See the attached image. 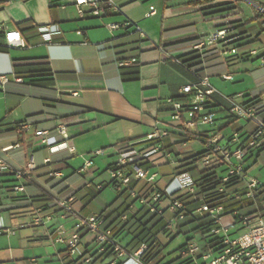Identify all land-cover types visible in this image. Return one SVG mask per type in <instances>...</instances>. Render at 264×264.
I'll use <instances>...</instances> for the list:
<instances>
[{
	"label": "crops",
	"instance_id": "0c3cea01",
	"mask_svg": "<svg viewBox=\"0 0 264 264\" xmlns=\"http://www.w3.org/2000/svg\"><path fill=\"white\" fill-rule=\"evenodd\" d=\"M114 1L116 6L103 15H95L85 7L82 16L73 0H0V74L10 77L0 88L3 102L0 157L15 168H23L31 155L38 156L35 157L38 168L25 182V192L14 190L17 180L12 173H6L0 180V264H83L69 257L66 243L56 241V228L63 224L52 219L44 225H35L34 209L41 208L43 216L53 214V218L66 219L67 227L63 225L66 238L77 226L84 228L87 218L112 211L113 202L94 207L97 196L114 184L111 172L117 168V160L109 157L119 156L129 143L142 146V140L154 128L166 132L163 138L166 157H158L155 164H145L156 175L154 180L148 183L131 176L129 187L135 188L140 196L131 195L127 186L113 185L120 192L119 203L131 204L133 212L145 206L139 197L150 201L154 191L175 190L180 183L174 175L192 176L186 164L204 153L209 138L217 133L226 138L225 128L230 127L227 140L237 131L245 140L254 128L253 123L245 120V124L239 125L242 119L231 112L226 97H234L238 102L264 99V66L257 69L255 86L250 89L224 94L215 87L219 94L209 102L211 110L220 113L217 127L215 123L212 128L205 124L184 127L180 121L172 120L170 99L185 102L182 87L199 76L180 58L196 51L199 39L227 22L235 25L240 53L228 58L216 49L199 53L202 73L210 78L225 79L229 75L234 83L244 80L237 70L239 64L256 57L255 61L264 53V13H261L264 0ZM150 6L156 8V13L147 17ZM110 23L129 25L111 31L107 27ZM46 26L57 29L50 41L44 39L41 31ZM14 29L21 32L25 46H6V32ZM253 50L256 55L250 54ZM133 58L134 64L139 65L136 77L132 75L133 64L121 65V61ZM240 93H244V98L237 96ZM19 107H25V117ZM23 122L30 126L21 127ZM60 122L69 125L68 134L75 148L74 134L81 133L89 139H98L84 149L85 153L105 150L82 174L76 173L82 165L77 167L71 161L75 155L68 150L52 153L35 139L37 130H53ZM16 144L20 147H15ZM46 158L52 159L49 166L44 164ZM200 163L201 159L191 166L200 169ZM101 165H107L103 171L99 170ZM218 166H224V177L225 164ZM52 169L61 171L63 177H50ZM107 173L110 180L106 181ZM131 173V168L124 171L125 176ZM100 184L104 185L101 190ZM185 193L191 194L182 189L174 196ZM69 195L75 196L74 211L63 218L59 202ZM168 203L164 200L162 206L167 208ZM172 217L167 210L165 219ZM179 232L176 226L169 234L160 235V240L168 247L180 235L188 236L181 246L194 241L196 234ZM82 235L84 245L93 248L94 234L83 229ZM117 237L129 249L133 236L123 230Z\"/></svg>",
	"mask_w": 264,
	"mask_h": 264
},
{
	"label": "built area",
	"instance_id": "2783aa9c",
	"mask_svg": "<svg viewBox=\"0 0 264 264\" xmlns=\"http://www.w3.org/2000/svg\"><path fill=\"white\" fill-rule=\"evenodd\" d=\"M78 8V12L84 16L85 7L92 10L95 15H103L108 8L116 6L114 0H73ZM264 12V8H261ZM156 13V8L150 6L147 17ZM129 23H110L107 27L113 31L119 28H126ZM41 31L46 41L51 40L53 32L57 29L53 26L42 27ZM6 46L8 48L25 46L24 38L19 30H9L6 32ZM207 49H216L219 54L225 58L238 56V35L235 31V25L227 22L225 25L216 28L209 34L199 39L195 44V50L201 55ZM256 55L257 51L250 52ZM264 66V53L260 55ZM136 59L121 61L122 66L134 64ZM225 79L231 80L232 76H224ZM10 81V77L0 74V88ZM186 96L185 102L170 99L171 119L178 120L184 127H193L197 125H213L215 123V113L211 110L210 98L219 94V91L211 83L208 75L198 76L195 82L189 83L182 87ZM244 98V93L237 95ZM226 99L230 103L231 112L238 118L253 123L254 128L248 137L242 140L240 132H234L229 140L224 142L225 136L217 133L206 142V149L202 156V163L205 167L212 168L225 164L227 168L226 175L222 178V183H228L235 179L243 184L245 196L249 199H255V196L264 191V183L258 178L249 175L246 164L248 160L256 155L264 154V99L258 102H238L234 97ZM20 126L27 128L30 125L27 122L20 123ZM68 124L60 122L53 130L41 129L35 132L36 141L46 146L52 153L61 150H68L73 155H78L76 148L71 143L72 139L68 134ZM166 135L165 130L154 128L144 140L142 146L137 143H129L128 148L119 152L117 168L111 172L114 179V186L119 188L127 186L133 196H140L135 188L129 187L131 176L137 180H147L151 183L155 174H151L145 164L154 163L158 157H166L163 151V138ZM61 137V140L58 138ZM140 143V144H141ZM15 147H20L16 144ZM104 154V150L92 152L90 157L82 155L84 163L76 170L77 174L88 171L94 165V157ZM52 163L51 158L44 159L45 166ZM34 155L28 158L23 168H15L6 160L0 157V180L6 173H12L16 178L13 186L17 192H25V182L29 180L37 169ZM128 168L133 170L129 176L124 175ZM49 176L52 178H62L63 173L59 170H50ZM175 180H179V186L172 191H154L151 200L139 197V201L146 205L151 212H156L165 218V212L169 210L173 217L165 219V226L161 234H169L177 226L180 220L186 217L187 210L184 203L174 194L182 189L190 193H195L196 185L192 176L188 173L174 175ZM104 185L100 184L98 189H103ZM220 191L224 190L222 186ZM238 196V194H236ZM74 195L62 199L59 202V210L63 218H67L74 211ZM168 200L167 208L162 206V202ZM210 213L214 218L216 226L213 233L221 237L219 247L216 250L207 249L202 251L200 246L193 240L188 241L182 248V255L192 257L195 264H264V217L259 212L248 216H243L239 211L227 212L222 206L211 207L208 203L203 202L201 206L191 213ZM239 216V219H238ZM53 219V214L43 216L41 208L34 209V224L44 225ZM127 215L122 214L121 220H126ZM240 225L244 230L238 236L232 237L230 229L233 226ZM83 227L77 226V229L68 237L64 236L65 227L60 225L56 228L57 242L66 243L68 254L73 260L81 261L83 264H146L144 256L149 250L147 243H142L136 250H129L122 245L114 234L112 228L106 227V221L103 216H91L83 222ZM83 229H87L94 234V247L84 245ZM160 236V235H159ZM158 238V235L155 237Z\"/></svg>",
	"mask_w": 264,
	"mask_h": 264
},
{
	"label": "trees",
	"instance_id": "16d2710c",
	"mask_svg": "<svg viewBox=\"0 0 264 264\" xmlns=\"http://www.w3.org/2000/svg\"><path fill=\"white\" fill-rule=\"evenodd\" d=\"M180 60L188 67L195 69L199 76L202 73V58L198 51L192 54L181 57ZM131 68L134 69L132 75L136 77L139 73V65L133 64ZM123 75L126 77L125 67L122 68ZM257 102L255 98L249 103ZM203 154L194 156L192 161L188 162L186 166L188 171L194 178L196 185L195 193H185L178 196L186 206L187 214L183 220H180L177 227L180 229L179 233L200 234L204 240L207 249L216 250L219 247L221 237L213 233V228L216 226L214 218L210 213L192 214V211L197 210L203 202L208 203L211 207L222 206L225 211H239L241 215L248 216L255 212H259L264 217V191L259 192L255 199H249L245 196L244 188L241 183L233 179L228 183H222V175L225 169L222 166L205 168L199 170L191 165L202 159ZM224 187L223 191L219 189ZM238 194V196H236ZM121 196L112 203V211H104L103 217L106 221V227L112 228L114 234L123 230L127 231L133 236L129 243L130 250H136L142 243L149 245V250L144 256L146 264H195L192 257L182 255L183 246L177 249V256L170 258L173 252H167L168 245L161 242V232L165 226V218L151 210L145 205L138 212H133L131 204L126 202L119 203ZM192 207V208H191ZM119 212V213H118ZM126 214L127 219L121 220V215ZM239 219V216H238ZM158 235V238L155 237Z\"/></svg>",
	"mask_w": 264,
	"mask_h": 264
},
{
	"label": "rangeland",
	"instance_id": "374dc122",
	"mask_svg": "<svg viewBox=\"0 0 264 264\" xmlns=\"http://www.w3.org/2000/svg\"><path fill=\"white\" fill-rule=\"evenodd\" d=\"M264 8V7H262ZM261 13H264L261 10ZM257 43H253V46H257ZM264 44L262 45V48ZM256 58V57H255ZM255 58H252L249 61H244L241 62L239 64V66L237 67V70L241 71L240 73H242V75L244 76V80L240 81L239 83H234V81H230V80H225L224 78L221 77H214L211 78V83L214 85V87H216L217 89L221 90L224 94H230L232 93V91H236V93L240 92V91H245L246 89H250L252 87L255 86V76L257 73V69H259L260 67H262V60L257 59L255 61H253ZM239 74V72L237 73V75ZM213 81H215L216 83H214ZM234 93V92H233ZM3 102L0 101V105H2ZM19 112L22 114V117H25V107H19L18 108ZM220 113L215 112V126L217 127L219 125V115ZM245 124V122L243 120L239 121V125H243ZM209 128H212L213 125H208ZM231 132V128L227 127L225 128V134H226V138H224V142H226L227 140V136L229 135V133ZM75 146H76V150L78 155H75L74 158H72V162L73 165H76L77 167H79L80 165H82L84 163V158L82 157V155L86 156V157H90L91 153H85L84 149H86L87 147L93 145L95 142L98 141V139H89L87 137H85L84 134L81 133H75ZM95 151V150H94ZM105 151V150H104ZM36 159L38 158V156H35ZM101 157V155L94 157V160H99V158ZM109 159H111L112 161L114 159H116L118 161V156H111L109 157ZM99 162V161H97ZM107 165H101L99 170L103 171L106 168ZM224 167V166H223ZM246 167L248 168V172L249 175L254 176L256 178L259 179V181L261 183H264V154L257 156L255 155L254 157L250 158L246 164ZM199 170H202L204 168L203 164L200 163L199 166ZM220 169H224V168H220ZM106 181L110 180V176L107 173L105 175ZM119 191L113 186H109L107 188L104 189V191L97 196V203L94 204V207L99 203H104L105 205H109L110 203L114 202V200L119 196ZM54 221L59 222L60 224H63L64 226H66L67 224V220L66 219H62L59 220L57 219L56 216H54L53 218ZM51 222V221H49ZM67 227V226H66ZM244 230L241 228L240 225H236L231 227L230 232H231V236L235 237L238 236L240 233H242ZM192 234V233H191ZM188 236L185 235H180L178 236L172 243L171 245L167 248L166 253L167 252H173L172 254H170V258L177 256L178 252L177 249L183 244L185 243L186 239ZM194 241L200 246L201 250L207 251V247L206 244L204 242V240L202 239L200 234H196L194 236Z\"/></svg>",
	"mask_w": 264,
	"mask_h": 264
}]
</instances>
